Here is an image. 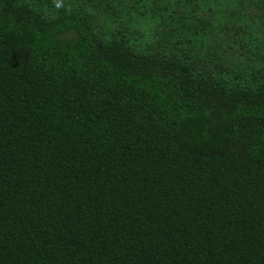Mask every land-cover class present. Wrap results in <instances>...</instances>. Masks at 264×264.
<instances>
[{
  "label": "trees",
  "instance_id": "1",
  "mask_svg": "<svg viewBox=\"0 0 264 264\" xmlns=\"http://www.w3.org/2000/svg\"><path fill=\"white\" fill-rule=\"evenodd\" d=\"M263 25L264 0H0V264H264Z\"/></svg>",
  "mask_w": 264,
  "mask_h": 264
},
{
  "label": "rangeland",
  "instance_id": "2",
  "mask_svg": "<svg viewBox=\"0 0 264 264\" xmlns=\"http://www.w3.org/2000/svg\"><path fill=\"white\" fill-rule=\"evenodd\" d=\"M249 24L250 25H252L253 26V24L252 23H250L249 22ZM140 26L138 27V30H139V33L140 34H142V33H147V36L149 35V27L148 26H142L143 24L140 22V24H139ZM264 26V25H263ZM264 28V27H263ZM252 30V29H251ZM252 36H254V37H256V39L258 40L257 42H255V44H251L249 41H248V38H246V45H247V47L249 48V49H251V48H253L255 45H258L259 47H260V49L261 50H263L264 51V34H254L253 33V35ZM234 40H231V43L232 44H236V42H239V38H238V36L236 35V34H234ZM260 39V40H259ZM261 43L263 44V45H261ZM261 45V46H260ZM234 48L235 49H239V47H238V45H234ZM239 54L240 55H242V57L244 58V59H246L247 60V56H244V54H242V53H244L243 51H242V49H239ZM238 54V55H239Z\"/></svg>",
  "mask_w": 264,
  "mask_h": 264
}]
</instances>
